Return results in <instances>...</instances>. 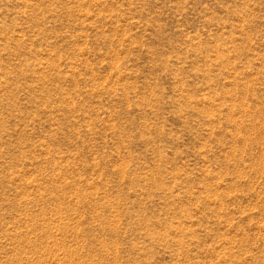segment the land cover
Returning <instances> with one entry per match:
<instances>
[{"label":"rangeland","instance_id":"1","mask_svg":"<svg viewBox=\"0 0 264 264\" xmlns=\"http://www.w3.org/2000/svg\"><path fill=\"white\" fill-rule=\"evenodd\" d=\"M0 264H264V0H0Z\"/></svg>","mask_w":264,"mask_h":264}]
</instances>
